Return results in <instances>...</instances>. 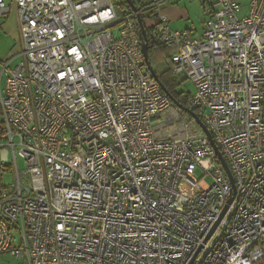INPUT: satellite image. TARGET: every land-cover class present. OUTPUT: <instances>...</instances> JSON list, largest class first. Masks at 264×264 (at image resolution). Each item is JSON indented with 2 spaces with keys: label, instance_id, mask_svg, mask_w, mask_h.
Returning a JSON list of instances; mask_svg holds the SVG:
<instances>
[{
  "label": "built area",
  "instance_id": "1",
  "mask_svg": "<svg viewBox=\"0 0 264 264\" xmlns=\"http://www.w3.org/2000/svg\"><path fill=\"white\" fill-rule=\"evenodd\" d=\"M168 1L0 0L21 46L0 86V254L264 264V0L242 16L237 0H213L197 35L170 28ZM143 12L156 19L148 47L171 51L213 145L150 76Z\"/></svg>",
  "mask_w": 264,
  "mask_h": 264
},
{
  "label": "rangeland",
  "instance_id": "2",
  "mask_svg": "<svg viewBox=\"0 0 264 264\" xmlns=\"http://www.w3.org/2000/svg\"><path fill=\"white\" fill-rule=\"evenodd\" d=\"M134 4H137L138 0H131ZM206 1L204 4L201 3L200 0H172L173 7L176 8L178 16L177 19L180 21L179 27L177 29L180 30H190L192 33H201L202 27L204 25V21H206V12L209 10L208 8L213 3V0H204ZM251 0H237L239 5L241 6L240 16L246 15L249 9V3ZM157 12V9L154 10ZM156 22L154 17L145 18L144 24L147 28L153 26ZM167 57L166 55L161 54V51H157L150 58L149 63H151L153 69L157 72H161L165 69V62ZM1 83L4 84V79L1 78ZM176 81L179 83L177 90L179 92H188L190 95L193 93V87L190 81L179 78ZM3 86V85H2ZM11 162V159H9ZM18 169L22 170L24 168L23 161L17 160ZM196 177L200 176L197 172ZM209 181L208 178H205ZM14 176L12 174L4 175L3 182L6 185H12L14 183ZM0 264H26L25 261L13 258L9 254H0Z\"/></svg>",
  "mask_w": 264,
  "mask_h": 264
},
{
  "label": "crops",
  "instance_id": "3",
  "mask_svg": "<svg viewBox=\"0 0 264 264\" xmlns=\"http://www.w3.org/2000/svg\"><path fill=\"white\" fill-rule=\"evenodd\" d=\"M7 5L10 8L9 11L5 14L0 13V86L1 87H3L2 85H4L1 83L2 81L1 78L4 80L6 78V69L3 71L2 68H4L5 64H8L7 69L14 67L18 62L19 59L18 54L20 53L21 50V46L19 42L20 41L19 30L17 29L18 28V19L16 17L17 14L14 8L11 7L10 4L7 3ZM162 7L163 8L161 11H163V13L167 16L169 20L170 28L174 31H183L177 29L179 27L180 21L176 17L178 16L177 14L178 12L176 8L173 7L172 0L166 2ZM142 23H144V20H142ZM203 30H204V25L202 27V31ZM193 34H196V32Z\"/></svg>",
  "mask_w": 264,
  "mask_h": 264
},
{
  "label": "water",
  "instance_id": "4",
  "mask_svg": "<svg viewBox=\"0 0 264 264\" xmlns=\"http://www.w3.org/2000/svg\"><path fill=\"white\" fill-rule=\"evenodd\" d=\"M127 5L129 6V8L132 10V11H137V8L135 6V4L131 1V0H124ZM137 21H138V24L139 25V29H140V40H141V51L143 53V57H144V60L146 63V66H147V69L150 73V76H152V78L157 82V84L159 85V88H161V90L173 101V103L180 109L182 110L184 113L188 114L195 122H196V125H198L201 130L204 132V134L206 135L205 137L208 138L211 142V144L213 145L212 141H211V136L209 135V133L207 132V130L205 129L204 125H202L201 123V120L198 118V116L188 110L186 107H183L182 105H180L176 100L173 99V96L164 88L163 84L160 82L159 78H158V75H156V72L154 71V69L152 68L151 66V63H149V59H148V45H147V37L146 36V31H145V27L144 25H142V20H141V17L138 15L137 16ZM216 155H217V158H218V162L221 163L222 167L224 168L226 174H227V177L229 178L232 186H233V180H232V175H230L231 173L229 172L228 168H227V165L226 163H224L225 161L223 160L221 154L216 150ZM232 199V198H231ZM231 199L228 200V204L231 203ZM226 209V208H225ZM225 209L222 211V213H224ZM222 213H220V217H222Z\"/></svg>",
  "mask_w": 264,
  "mask_h": 264
},
{
  "label": "trees",
  "instance_id": "5",
  "mask_svg": "<svg viewBox=\"0 0 264 264\" xmlns=\"http://www.w3.org/2000/svg\"><path fill=\"white\" fill-rule=\"evenodd\" d=\"M120 5L129 9V6L124 0H118ZM150 15V12H143L141 13L140 17L142 20H144L146 17ZM146 31V36H149L150 29L153 27L151 26L150 28H147L145 24L143 23ZM157 51H161V54L166 55L167 59L165 62V69L161 71L160 73L156 72V75H158V78L160 82L163 84L164 88L173 96V99L176 100L180 105L183 107L187 106L188 103V98H190V93L188 92H179L177 90L178 82L176 81V78L172 75V70H171V64L169 61L170 56H171V51L168 49H165L164 47L161 46H151L148 49V59L150 61V58L153 56V54ZM152 66V65H151ZM153 68V67H152Z\"/></svg>",
  "mask_w": 264,
  "mask_h": 264
}]
</instances>
